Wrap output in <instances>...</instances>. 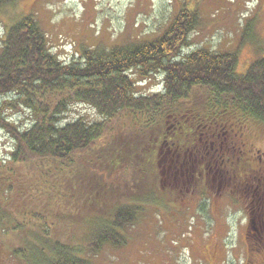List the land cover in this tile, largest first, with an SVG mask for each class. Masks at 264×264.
Returning <instances> with one entry per match:
<instances>
[{
	"label": "trees",
	"instance_id": "16d2710c",
	"mask_svg": "<svg viewBox=\"0 0 264 264\" xmlns=\"http://www.w3.org/2000/svg\"><path fill=\"white\" fill-rule=\"evenodd\" d=\"M17 2L0 0V11ZM184 11L175 31L171 26L154 39L111 47L74 46L70 62L52 50L35 14L6 28L0 94L13 95L0 102V127L13 139V149L0 157V228L25 229L28 245L15 251L7 246L19 261L17 253L22 254L23 264H90L92 250L125 244L128 227L151 208H172L184 187L197 189L203 177L206 182L224 180L208 161L212 147L224 146L229 150L218 153L220 172L227 164L234 193L246 197L248 215L260 223L259 229L246 228L248 257L264 255V173H259L264 169L250 170L241 159L253 155L242 148L243 130L264 135V55L241 71L232 50L198 47L184 53L192 46L188 33L197 24V10ZM157 71L165 77L164 91L139 92L136 76ZM82 102L99 118L63 122L70 108ZM19 108L29 116L28 126L6 116ZM32 160L42 166L32 169L40 181L46 178L47 187L35 188L34 180L18 172L19 164ZM51 161L63 165L52 167ZM61 181L65 203L73 200L66 196L72 193L82 202L66 218L57 210L45 212L52 223L72 227L66 238L49 234L47 224L33 230L15 222V208L5 202L39 198L44 205L51 201L45 190L58 185L59 193Z\"/></svg>",
	"mask_w": 264,
	"mask_h": 264
},
{
	"label": "rangeland",
	"instance_id": "374dc122",
	"mask_svg": "<svg viewBox=\"0 0 264 264\" xmlns=\"http://www.w3.org/2000/svg\"><path fill=\"white\" fill-rule=\"evenodd\" d=\"M192 3L193 0H18L14 6L0 11V47L8 26L27 14H35L51 40L52 50L58 52L61 59L70 61L74 46L80 48L82 45L103 44L111 47L112 44L127 43L137 38L153 39L163 35L171 26L175 31L183 21L180 18L186 13L184 10ZM196 14L197 24L188 33L192 46H186L184 53L198 47L210 48L216 52L232 50L238 53V70L241 71H245L251 62L264 55V0H200ZM136 77L135 80H139L137 88L141 93L165 89V77L159 71L147 78L139 75ZM12 95L0 94V102ZM66 114L63 122L83 116L88 121L99 118V113L83 102L73 105ZM6 116L11 121L20 123L18 125L28 126L30 123L29 116L20 108L8 110ZM10 137L7 130L0 127V157H7L13 149V139ZM241 137L242 148L253 153L250 160L246 157L241 158L242 161L246 160L248 169L259 166L264 169V135L247 132L246 127ZM250 143L255 144L252 146L254 149L248 148ZM212 150L208 155L210 170H215L214 173L221 175L224 180L219 181V178L213 176V180L206 182L203 177L197 189L191 191L184 187V192L175 199L177 206L162 210L151 208L128 227L125 244L106 246L99 253L92 250L90 264H245L246 260L247 264L264 262V255L260 259L255 255L248 257L246 228L252 225L253 230L254 226L259 229L260 223L257 217L255 220L253 218L256 223L250 222L251 215L245 209L250 203L246 197L234 193L231 170L227 164L220 172L218 153L229 149L224 146L212 147ZM49 164L52 167L63 165L60 161H51ZM39 167L42 166H35L32 160L19 164L18 172L23 173L25 178L34 180V187L41 189L47 185L44 183L45 177L41 181L35 177L38 172L33 169ZM203 170V167L200 168V171ZM165 176L169 177L168 173ZM248 178L259 183L255 175L251 176L249 173ZM59 184L62 197H58V185L51 192L45 190L47 199L51 201L44 205H40L39 198L5 202L15 208V222L28 225L33 230L47 224L44 229L49 234L66 238L72 227L65 222L57 223L53 220L52 223L45 212L57 210L66 218L76 212L82 202L72 193L66 196L73 200L65 203L62 181ZM250 187L257 190L253 184ZM202 189L206 197H202ZM262 191L264 192V188ZM261 197L263 198L262 195ZM25 235V229L11 232L7 227L0 228V243L3 248L0 252V264H23L22 254L17 253L19 261L9 248L15 251L22 249L23 244L28 245L29 241L23 242Z\"/></svg>",
	"mask_w": 264,
	"mask_h": 264
},
{
	"label": "flooded vegetation",
	"instance_id": "af4514ba",
	"mask_svg": "<svg viewBox=\"0 0 264 264\" xmlns=\"http://www.w3.org/2000/svg\"><path fill=\"white\" fill-rule=\"evenodd\" d=\"M199 2H200V0H193V3L189 6V8H190V9L192 8V10H195V8L199 7ZM228 168H229V167H228ZM251 221H253L254 223H256V222L253 220V218H251L250 222H251ZM254 228H256V227L254 226Z\"/></svg>",
	"mask_w": 264,
	"mask_h": 264
}]
</instances>
